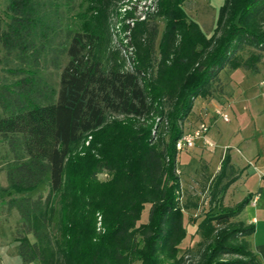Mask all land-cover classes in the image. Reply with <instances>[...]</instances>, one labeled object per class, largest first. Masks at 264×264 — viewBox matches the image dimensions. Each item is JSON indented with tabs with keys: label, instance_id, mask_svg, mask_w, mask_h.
I'll use <instances>...</instances> for the list:
<instances>
[{
	"label": "trees",
	"instance_id": "trees-1",
	"mask_svg": "<svg viewBox=\"0 0 264 264\" xmlns=\"http://www.w3.org/2000/svg\"><path fill=\"white\" fill-rule=\"evenodd\" d=\"M116 1L11 0L0 14L4 61L14 65L0 84V140L12 154L8 205L22 220L23 262L261 264L249 241L256 224L236 220L253 195L224 204L241 175L228 152L210 206L194 219L199 256L181 255L186 214L198 204L181 200L176 143L195 100L221 85L224 69L259 72L264 0H225L210 35L186 0H159L158 12L132 29L128 70L111 67L104 48ZM44 181L46 192L22 195Z\"/></svg>",
	"mask_w": 264,
	"mask_h": 264
},
{
	"label": "rangeland",
	"instance_id": "rangeland-1",
	"mask_svg": "<svg viewBox=\"0 0 264 264\" xmlns=\"http://www.w3.org/2000/svg\"><path fill=\"white\" fill-rule=\"evenodd\" d=\"M11 0H0V14L4 15ZM225 3V0H186L185 8L188 14L197 20L203 29L210 35L216 25L217 16L220 7ZM159 9V0H120L114 3L112 11L109 13V36L110 41L105 43L107 49L108 63L111 67H121L124 70L132 69L133 59L135 57L136 49L130 44L133 28L137 22L144 20L146 16L152 18ZM151 13V15L147 14ZM161 30L164 27V21L158 20ZM130 36V37H129ZM248 51L245 52L247 54ZM5 52L0 44V84L5 78H11L10 71L12 70V63L7 65L4 61ZM264 66V58L261 63ZM47 75L50 81L58 84L59 70L52 67L47 70ZM222 80H262L264 78V69L261 73L251 72L244 68L238 69H224L220 74ZM247 76V78H245ZM263 88V87H262ZM261 88V89H262ZM250 95V94H249ZM234 105L228 111V115L232 122L224 123L220 118L217 127L228 126L236 128L237 125L242 127L246 133H254L259 144H263L264 140L260 132L259 119L262 113L256 114L257 109L254 107L248 108V102ZM248 101H250L248 99ZM257 123L258 126H255ZM263 128L264 126L261 125ZM264 137V136H263ZM215 143V142H214ZM223 149L215 143V147L209 148L204 146L201 140L197 141L194 148L183 150L179 153L177 167L181 175L182 181V202L185 203L189 198L198 204V208H191L186 214V227L188 236L182 244L181 255L186 258L196 260L198 258V248L202 237L197 233V224L194 222L195 218H201L205 210L210 206L209 198L212 190V180L219 174L221 167V156ZM252 157V156H250ZM241 159H243L241 157ZM12 160V154L8 146L0 140V264H25L19 254V243L15 237L17 227L21 224V218L15 208H10L8 205L9 199L15 195L14 191L9 188L7 182V164ZM240 160L239 164L244 166V173L234 182L229 188L225 198L224 204L235 206L243 201L250 189L256 188V182L259 179L257 173H253L254 162L251 163V168L248 164ZM247 166V167H246ZM253 168V169H252ZM260 170V168H259ZM264 171V170H263ZM243 173V174H242ZM106 173L100 174L101 180L106 179ZM254 187V188H253ZM48 190L46 181L42 182L37 188L24 192L22 195H29L37 197L39 194ZM12 195V196H11ZM247 207V206H246ZM246 207L236 217L237 221L247 222ZM149 219V207L143 212L142 222H147ZM98 226H101L100 217ZM231 258V257H227ZM40 264V263H34Z\"/></svg>",
	"mask_w": 264,
	"mask_h": 264
},
{
	"label": "crops",
	"instance_id": "crops-1",
	"mask_svg": "<svg viewBox=\"0 0 264 264\" xmlns=\"http://www.w3.org/2000/svg\"><path fill=\"white\" fill-rule=\"evenodd\" d=\"M262 69H264V66L263 68L260 66L258 73H261ZM245 78H247V76H245ZM248 99L250 101H248ZM245 100L249 103L248 108L255 106V109H257L255 115L262 113L259 124L261 129L260 132H264V127H261V125L264 126V78L259 81L222 80L221 78V85L213 91L211 95L207 97H198L195 100L192 114L185 123V129L186 131L192 130L201 122H206L210 128L208 138L223 149L221 159H223L228 152L231 156L232 165L241 172L244 173V166H241L239 162L240 160L243 161V159L245 162L251 160L258 169L260 168V170L263 171L264 148L263 144L261 145L257 142L254 133L249 132L248 134L238 125L236 128L219 126L216 130L213 129L216 125H219L221 118L216 113L218 108L228 114V111L233 108L234 105L244 103ZM231 122V119L229 122L224 121V123L227 124ZM255 126H258L257 123H255ZM261 135V140H264V135ZM225 147H228V149L225 150ZM241 157L243 159H241ZM249 166L248 164V169ZM253 173H257L259 176V173L255 169H253ZM248 194H252L253 197L252 201L246 207V212L248 213L247 222L256 224V231L249 237V241L259 261L261 264H264V182L260 180V177L256 182V188L250 189ZM254 198H257L255 204L253 203Z\"/></svg>",
	"mask_w": 264,
	"mask_h": 264
},
{
	"label": "built area",
	"instance_id": "built-area-1",
	"mask_svg": "<svg viewBox=\"0 0 264 264\" xmlns=\"http://www.w3.org/2000/svg\"><path fill=\"white\" fill-rule=\"evenodd\" d=\"M216 113L226 122L230 121L229 115L218 108ZM209 125L206 122H201L196 128L186 131L183 136L177 141L176 148L178 151H183L186 149L194 148L197 145V141L201 140L204 146L213 148L215 143L208 138ZM228 147H225L227 150ZM252 162L249 163L251 165ZM253 168L259 173L260 180L264 182V171L259 170L256 165H253ZM257 202V198L253 199V203Z\"/></svg>",
	"mask_w": 264,
	"mask_h": 264
}]
</instances>
